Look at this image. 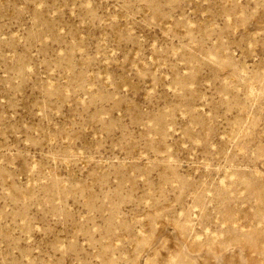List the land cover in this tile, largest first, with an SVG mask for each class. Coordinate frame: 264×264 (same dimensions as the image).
<instances>
[{"label": "rangeland", "instance_id": "obj_1", "mask_svg": "<svg viewBox=\"0 0 264 264\" xmlns=\"http://www.w3.org/2000/svg\"><path fill=\"white\" fill-rule=\"evenodd\" d=\"M0 264H264V0H0Z\"/></svg>", "mask_w": 264, "mask_h": 264}]
</instances>
